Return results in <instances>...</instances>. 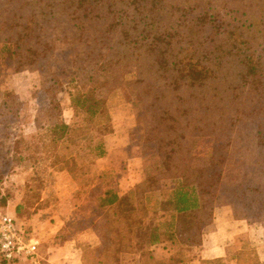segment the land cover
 <instances>
[{"label":"trees","instance_id":"trees-1","mask_svg":"<svg viewBox=\"0 0 264 264\" xmlns=\"http://www.w3.org/2000/svg\"><path fill=\"white\" fill-rule=\"evenodd\" d=\"M61 41L75 47L67 83L52 68ZM2 49L17 73H39L33 98L49 125L42 138L54 148L89 139L90 153L103 158L106 140L95 143L91 130L112 123L108 99L117 89L143 115L156 171L124 196L116 170L93 181L77 155L57 166L104 189L89 227L97 243L82 248V264H122L124 254H135L147 195L167 182L176 183L163 201L177 215L169 235L185 247L203 245L221 207L233 222L264 218V0H0V59ZM64 92L86 126L65 122ZM25 109L19 97L0 92V126L20 121ZM185 262L141 252V264ZM236 264L264 263L239 253Z\"/></svg>","mask_w":264,"mask_h":264},{"label":"rangeland","instance_id":"rangeland-1","mask_svg":"<svg viewBox=\"0 0 264 264\" xmlns=\"http://www.w3.org/2000/svg\"><path fill=\"white\" fill-rule=\"evenodd\" d=\"M74 56V45L57 43L52 68L65 83L71 76ZM0 63L3 66L0 92L19 97L26 107L20 121L0 126V218L9 214L40 241L42 264H82V248L97 242L89 228L91 220L98 217L96 192L90 195L89 182L74 180L68 172H58L57 166H63L68 156L77 155L78 167L88 171L93 181L102 172L127 170L131 162L138 164L139 169L142 166L143 176L155 172L156 160L146 152L141 110L126 99L123 89H117L108 99L112 123L91 130L95 143L106 140L108 150L103 158L90 153L94 143L89 139L76 144L62 142L56 149L48 136L42 138L49 125L33 98V93L41 87L39 73H17L11 56L3 49ZM59 99L65 122L75 128L86 126L84 115L75 116L69 94L61 93ZM175 184L167 182L162 191L146 198L149 216L137 237L135 254L150 249L153 230L164 237L174 231L176 212L163 201ZM218 229L220 236L215 243L223 241V244L216 248L215 254L224 256L225 264H236L239 253L256 255L264 263V218L252 223L233 222L229 208L221 207L216 212L215 231ZM0 264L6 263L0 258ZM20 264L30 263L26 260Z\"/></svg>","mask_w":264,"mask_h":264},{"label":"crops","instance_id":"crops-1","mask_svg":"<svg viewBox=\"0 0 264 264\" xmlns=\"http://www.w3.org/2000/svg\"><path fill=\"white\" fill-rule=\"evenodd\" d=\"M127 167V170H116L118 173L121 174L119 178L120 196H124L129 190H131V188H133L135 185L139 184L145 179V175H142L143 170L141 165L139 169L138 164L131 162ZM95 192L96 194L94 197V203L96 205L97 198L103 195L104 193V189L100 181H96V184L90 187V195ZM150 194H148L147 197ZM173 224L175 229L176 221ZM154 232L156 234V236H154L156 241L152 246H150V250L153 252L154 256L159 260H166L171 257H178L181 259H186L185 264H203L202 262L204 260L223 259L224 257L215 254L216 248L223 244V241H218L215 243L217 237L220 236L219 229L218 231L206 235L204 238V243L201 247L193 248H188L181 245L176 239L171 238L168 235L164 237L162 236V234H159L160 232H157V230H154ZM122 262L123 264H141V253L124 254L122 256Z\"/></svg>","mask_w":264,"mask_h":264},{"label":"built area","instance_id":"built-area-1","mask_svg":"<svg viewBox=\"0 0 264 264\" xmlns=\"http://www.w3.org/2000/svg\"><path fill=\"white\" fill-rule=\"evenodd\" d=\"M40 241L28 234L9 214L0 218V258L6 264H42Z\"/></svg>","mask_w":264,"mask_h":264}]
</instances>
